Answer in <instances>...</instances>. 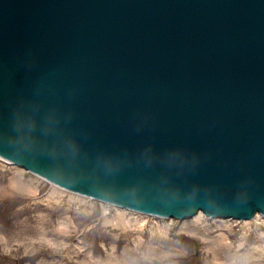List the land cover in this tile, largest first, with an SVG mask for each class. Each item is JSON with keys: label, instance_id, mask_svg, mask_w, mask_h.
<instances>
[{"label": "water", "instance_id": "95a60500", "mask_svg": "<svg viewBox=\"0 0 264 264\" xmlns=\"http://www.w3.org/2000/svg\"><path fill=\"white\" fill-rule=\"evenodd\" d=\"M0 158L147 215L264 217V0H0Z\"/></svg>", "mask_w": 264, "mask_h": 264}, {"label": "rangeland", "instance_id": "374dc122", "mask_svg": "<svg viewBox=\"0 0 264 264\" xmlns=\"http://www.w3.org/2000/svg\"><path fill=\"white\" fill-rule=\"evenodd\" d=\"M38 178L0 158V264H264V226L237 221L227 231L210 218L208 235L192 220L150 215L145 229H123L107 223L105 203L91 210L49 197L52 184ZM155 222L168 232H153ZM223 232L233 248L218 245Z\"/></svg>", "mask_w": 264, "mask_h": 264}, {"label": "bare ground", "instance_id": "6f19581e", "mask_svg": "<svg viewBox=\"0 0 264 264\" xmlns=\"http://www.w3.org/2000/svg\"><path fill=\"white\" fill-rule=\"evenodd\" d=\"M20 169L24 170L22 168H20ZM24 171H26V170H24ZM37 177H39V176H37ZM38 179L43 180L42 177H39ZM44 180H46V179H44ZM47 182H49V181H47ZM49 183H51V182H49ZM37 184H39V183H37ZM51 184H52V190H51V193L48 195L49 197H52V198L57 197V199H62L64 197L65 198L67 197L70 199V201L76 202L77 204H79L84 209L89 208L91 210H95V203H94L93 199L86 197V196H82V195L77 194V193H74L72 191L65 190L61 187L56 186L53 183H51ZM29 191L34 193L35 190H33V188L30 187ZM105 205L106 206H104V212H105L104 218L107 221V223L113 224V226H116V227H120L123 229L143 230L146 228V224L148 222V219H150V215H147L144 213H140L137 211L121 208V207L111 205V204H107V203H105ZM112 207L114 208V215H112L110 218V210L113 209ZM189 220H192V222H196L197 223L196 227H201L202 231H204L208 235L210 234V229H211V226L209 225L210 217H208V216H206L200 212L193 219H189ZM211 220L217 221L216 227L224 228L225 230L227 229V231L230 230L232 227L231 222H237L238 221V220H232V221L220 220V219H216V218H211ZM184 221H188V220H184ZM252 223H255L256 227L264 226L263 216L257 214L252 220H249V222H243L242 224H243L244 230L249 228V226ZM151 229L153 232H154V230H157L158 232L163 231L164 233L168 232V229L166 226L163 225L162 227H160V222H155L154 225L151 226ZM247 232L248 231H243L242 240L244 239V236L247 234ZM261 235H262V240H264V233H262ZM220 237H221V239L218 241V245L222 244L225 248H228V249L233 248V243H231L230 235L228 233L223 232V233H221ZM211 243L214 244L216 242H215V240H211ZM241 246H243L242 243H240L237 248H241ZM213 248H214V245H212L211 249H213Z\"/></svg>", "mask_w": 264, "mask_h": 264}]
</instances>
